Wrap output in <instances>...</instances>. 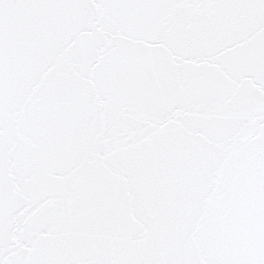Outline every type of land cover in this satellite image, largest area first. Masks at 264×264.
<instances>
[{
  "label": "snow or ice",
  "instance_id": "snow-or-ice-1",
  "mask_svg": "<svg viewBox=\"0 0 264 264\" xmlns=\"http://www.w3.org/2000/svg\"><path fill=\"white\" fill-rule=\"evenodd\" d=\"M0 264H264V0H0Z\"/></svg>",
  "mask_w": 264,
  "mask_h": 264
}]
</instances>
